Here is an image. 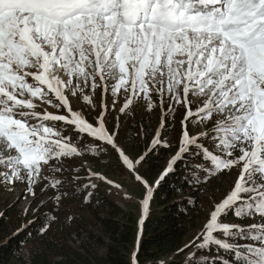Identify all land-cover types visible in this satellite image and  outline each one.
Instances as JSON below:
<instances>
[{
  "label": "snow or ice",
  "instance_id": "1",
  "mask_svg": "<svg viewBox=\"0 0 264 264\" xmlns=\"http://www.w3.org/2000/svg\"><path fill=\"white\" fill-rule=\"evenodd\" d=\"M121 91L120 114L134 98L146 101L148 110L162 109L147 151L135 158L118 142L119 119L108 127ZM70 95L82 98L89 114L98 109L97 115L89 120L74 110ZM37 101L67 114L37 111ZM176 106L182 111L173 145L162 133L175 130ZM58 123L70 126L77 140L86 139L78 146ZM141 131L149 135L144 126ZM173 146L154 182L141 174L152 155ZM111 152L143 187V214L177 162L192 169L194 185L238 169L230 190L184 246H215L232 259L196 260L193 251L185 264H264V0H0V184L23 182L35 196L44 170H68L64 158L91 153L100 159ZM197 157L200 163L189 162ZM86 164L82 160L72 171L87 175H73L70 182L87 179L82 187L95 188L91 181L97 178L122 187ZM43 179L41 194L57 189L49 199L59 206L69 194L59 191L63 181ZM56 219L49 216L39 234ZM137 252L131 264H138Z\"/></svg>",
  "mask_w": 264,
  "mask_h": 264
},
{
  "label": "trees",
  "instance_id": "2",
  "mask_svg": "<svg viewBox=\"0 0 264 264\" xmlns=\"http://www.w3.org/2000/svg\"><path fill=\"white\" fill-rule=\"evenodd\" d=\"M129 126L127 132L134 130V133L130 135L128 146L138 156L145 152L139 141L141 127L139 124ZM147 132L149 135L145 137L149 141L154 130ZM169 135L173 136L172 132ZM111 153L107 158H116L115 153ZM172 153L170 148H161L144 165L141 174L148 173L150 181L154 182ZM189 162L201 161L197 157L190 158ZM191 171L183 162H177L175 170L154 190L142 225L138 202L133 208L120 207L103 193L88 196L83 205L88 217L71 219L65 224L57 215L43 235L38 230L49 215H35L0 237V264H131L132 253L137 247L138 264H159L161 261L182 264L189 250L184 246L190 233L207 218L209 202L222 192L219 186L225 183L224 179L230 178L229 173H222L206 184L194 185L189 183ZM234 178L233 175L232 182ZM139 187L142 192L138 198H142L144 189L140 184ZM205 253L211 258L232 259L229 253L215 246Z\"/></svg>",
  "mask_w": 264,
  "mask_h": 264
},
{
  "label": "rangeland",
  "instance_id": "3",
  "mask_svg": "<svg viewBox=\"0 0 264 264\" xmlns=\"http://www.w3.org/2000/svg\"><path fill=\"white\" fill-rule=\"evenodd\" d=\"M72 108L77 111H83L85 116L92 120L93 117L97 115L98 109L96 111H92L91 114H89V111L86 109L85 104L86 102L83 101V99L77 100L76 98L69 96ZM95 101L97 105L100 103V94L97 92L95 96ZM113 97L109 94L107 96V102L111 106ZM125 100V97L123 95V92L118 94V102L115 106V109L111 111L110 115L108 116V127L112 128L116 122L117 119L121 122L120 132H119V140L118 142L124 147L127 154L135 158L136 154L132 149L129 148V140L130 135H132L133 132H127V129L130 128V124H139L140 127L144 126L145 130L152 133L154 130L153 135L155 134L156 130L159 128L160 125V118H161V112L162 109L159 105L155 107L152 110H148L147 108V102L137 100L134 98L133 104L130 106L129 110H126L125 114H120L119 109L123 105ZM153 100L158 101L159 95L154 94ZM38 107L37 111H48L55 114H67L66 111H61L59 109L54 108L52 105L44 104L42 102L37 101ZM176 112L174 114V118L177 121L175 130L172 131L173 136H171V139L173 141V145L176 144L177 140V130L179 129V117L180 112L182 109L179 108V106H176ZM169 121L173 119V117L168 118ZM57 127H63V133L64 135L71 134L72 139L74 142L78 144V146L81 144V142L86 139L85 137H80L79 140H77L76 133L70 126H63L60 123L57 124ZM134 129V128H133ZM195 132L196 130L193 129ZM168 133H162V135L167 136ZM153 138V137H152ZM152 138L147 141L145 134L143 131L139 132V141L141 143V147L144 146V150L147 151ZM170 149L173 150L175 153L176 146L171 147ZM172 153L168 159L171 158V156L174 154ZM112 155V153H110ZM116 157V154H115ZM86 161V167H90L92 171L95 172H101L104 176H106L108 179L115 181L116 184L121 185V188H117L115 185H110L109 183L105 181H101L97 178H93L91 183L96 184L97 187L95 188H87L84 189L82 186L84 184H88L89 181L87 179H81L78 182H70L71 177L73 175H80L81 177H84L87 175L84 169H81L79 173H75L72 171L74 168H79L81 162ZM111 161L110 163L108 161ZM64 168L68 169L67 171L62 172H56L52 173L47 170H44L41 174L42 179L39 184L35 186V196H33L31 193H29L26 188V184L20 181L15 182L12 185H4L0 184V237L4 236L6 233L13 231L17 226L29 221L32 217L38 214H44L49 216H57L59 215L61 218V221L63 223L68 224L69 220L68 217L71 216L72 219H79L80 217H88V213L85 209H83V205L87 202L85 201V197L89 196V193H103L108 198L113 200L117 205L124 208H133V205L136 204V202L140 205V211L142 217V205L140 204L141 198H138V196L141 194L142 189L139 187V184L134 181V178L132 174L123 166L119 165V162L116 158H95L91 153H86L83 157H73L72 159L64 158ZM144 169V165L140 167V171ZM230 178L227 177L225 180V183L223 185H220V189H222V192L218 194L215 199H212L211 205L208 209V215L210 211L213 208L214 203L219 202V200L222 199L228 190H230V187L234 183L235 179L237 178L239 171L238 169H233L231 171ZM234 175L233 182L232 177ZM51 177L55 179H60L63 181V183L59 186L60 192H68L69 194L66 197H63L62 200L59 203V206H57L55 200H50L49 198L52 197L57 189L48 188V190L41 194V187L46 183L43 179V177ZM231 182V183H230ZM230 183V184H229ZM219 185V183H218ZM80 189L77 191V189ZM220 191V190H219ZM41 201H46L45 206H41ZM207 215V218H208ZM206 218V219H207ZM206 219L203 220V223L201 226H199L196 230L190 233L189 238L187 239L186 244H189L190 241H193L194 237L197 236V234L201 231L202 226L206 222ZM258 220V217L256 218ZM232 222L241 223V224H247L255 221H245V220H235L233 218ZM199 243V241H197ZM196 251V260H200L202 257H208L211 259L209 255H206L205 251L197 250L195 247V244H193L191 247H189V250L184 254L183 262L182 264H185V261L188 257V254L190 252ZM191 264V262H189Z\"/></svg>",
  "mask_w": 264,
  "mask_h": 264
}]
</instances>
